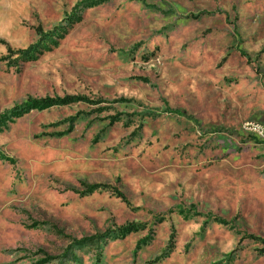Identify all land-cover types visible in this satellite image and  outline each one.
<instances>
[{
	"label": "rangeland",
	"instance_id": "rangeland-1",
	"mask_svg": "<svg viewBox=\"0 0 264 264\" xmlns=\"http://www.w3.org/2000/svg\"><path fill=\"white\" fill-rule=\"evenodd\" d=\"M257 126L264 0H0V264H264Z\"/></svg>",
	"mask_w": 264,
	"mask_h": 264
},
{
	"label": "trees",
	"instance_id": "trees-1",
	"mask_svg": "<svg viewBox=\"0 0 264 264\" xmlns=\"http://www.w3.org/2000/svg\"><path fill=\"white\" fill-rule=\"evenodd\" d=\"M80 6V5H79ZM78 7V6H77ZM78 9V8H77ZM76 9V10H77ZM73 15H75V14H73ZM37 33L41 36L40 37V41H45L44 39L45 38H48L49 36H52L51 37V40H53L54 39V37H55V35H53V34H45V33H43L42 32V30L40 29V28H38L37 29ZM2 42V41H1ZM35 46H29L27 49H25V50H20V51H18V53L19 54H22V55H26V56H28V55H30L31 53H33V52H35ZM10 53H12V51L10 50ZM88 100L86 99V98H84V97H75V96H66V97H64V98H60V99H50V98H45V99H41V100H32L31 102H30V107H31V109L32 110H39V111H42V110H45V109H48V108H51V107H53V106H58V105H60V106H64V105H70V104H73V103H80V102H85V103H88L87 102ZM28 107V106H27ZM13 113H14V115L17 117V116H22V113H24V109H23V111H20V110H14L13 111ZM177 115H179V116H185L184 115V113L183 112H177L176 113ZM2 118H4V116L2 117ZM118 119L119 118H117V117H114L113 118V124L115 123V122H117L118 121ZM106 188V186H91V187H89L88 189H89V191L88 192H90V193H92V192H94L95 190H97V189H102V188ZM114 192H115V194H116V196H117V198H120L122 201H125L126 202V200H125V198H124V196L119 192V191H116V190H113ZM220 223H223V222H220ZM131 230L130 229H128V230H126V231H123V233H122V237H124V236H126V233H128V232H130ZM137 231V228H135V227H133L132 226V232H136ZM256 242H261L260 240H257L256 238H253ZM262 243V245H263V247H264V241L263 242H261ZM264 251V250H263ZM171 253V251L170 252H167V255H169ZM166 255V256H167Z\"/></svg>",
	"mask_w": 264,
	"mask_h": 264
},
{
	"label": "built area",
	"instance_id": "built-area-1",
	"mask_svg": "<svg viewBox=\"0 0 264 264\" xmlns=\"http://www.w3.org/2000/svg\"><path fill=\"white\" fill-rule=\"evenodd\" d=\"M251 130L256 131L257 133H259L261 136H264V129H262L261 127H253L251 128Z\"/></svg>",
	"mask_w": 264,
	"mask_h": 264
}]
</instances>
